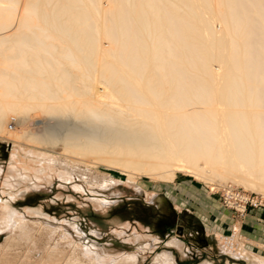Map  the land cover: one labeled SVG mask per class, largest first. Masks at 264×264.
Here are the masks:
<instances>
[{"label":"bare ground","instance_id":"bare-ground-1","mask_svg":"<svg viewBox=\"0 0 264 264\" xmlns=\"http://www.w3.org/2000/svg\"><path fill=\"white\" fill-rule=\"evenodd\" d=\"M36 109L57 122L29 131ZM57 116L84 128L64 131ZM5 130L130 178L185 172L213 184L230 173L264 190V0H0ZM24 151L14 148L15 167L42 154ZM4 208L8 223L16 213ZM145 237L134 234L140 250ZM82 253L90 264H138L90 239Z\"/></svg>","mask_w":264,"mask_h":264},{"label":"rangeland","instance_id":"rangeland-1","mask_svg":"<svg viewBox=\"0 0 264 264\" xmlns=\"http://www.w3.org/2000/svg\"><path fill=\"white\" fill-rule=\"evenodd\" d=\"M44 112H29V131H42L34 120L57 122ZM69 117H56L64 131L84 128ZM5 133L0 134V264H90L82 253L87 239L120 256L134 253L138 264H163L155 261L163 253L174 264L264 259V190L230 173L213 184L185 172H176L171 181L146 173L130 178L117 167L66 153L61 142L48 147L17 143ZM16 146L42 154L15 167ZM5 205L16 213L8 223ZM18 218L27 223L21 229ZM135 232L146 236L144 250L137 248ZM174 239L183 240L181 252Z\"/></svg>","mask_w":264,"mask_h":264},{"label":"crops","instance_id":"crops-1","mask_svg":"<svg viewBox=\"0 0 264 264\" xmlns=\"http://www.w3.org/2000/svg\"><path fill=\"white\" fill-rule=\"evenodd\" d=\"M180 203L182 204V202H180ZM151 238H154V237L152 236ZM179 240H180V239H174V241H173V242H174V246H175L176 248H178V246L181 245V244L179 243ZM180 241L183 243V240H182V239H181ZM173 242H172V243H173ZM175 242H176L178 245H176ZM183 244H184V243H183ZM178 249H179V248H178ZM179 250H180V249H179ZM180 252H181V250H180ZM229 252H230L231 254L234 255L233 250H231V251L229 250ZM234 256H236V255H234ZM163 264H168V263H164V262H163ZM172 264H174V263L172 262ZM207 264H211V263H207Z\"/></svg>","mask_w":264,"mask_h":264},{"label":"built area","instance_id":"built-area-1","mask_svg":"<svg viewBox=\"0 0 264 264\" xmlns=\"http://www.w3.org/2000/svg\"><path fill=\"white\" fill-rule=\"evenodd\" d=\"M227 193H229V194L231 193V194H232L231 190H229ZM232 195H233V194H232ZM236 195H237V194H236ZM236 195L234 194L233 196H236Z\"/></svg>","mask_w":264,"mask_h":264}]
</instances>
